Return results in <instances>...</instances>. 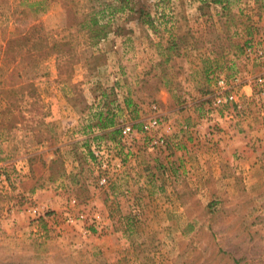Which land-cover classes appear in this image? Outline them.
Wrapping results in <instances>:
<instances>
[{"label": "rangeland", "instance_id": "1", "mask_svg": "<svg viewBox=\"0 0 264 264\" xmlns=\"http://www.w3.org/2000/svg\"><path fill=\"white\" fill-rule=\"evenodd\" d=\"M30 1L0 0V89L59 85L68 125L0 116V264H264V2L124 0L97 40L87 13L123 2ZM27 31L69 48L26 51ZM99 108L118 142L91 139Z\"/></svg>", "mask_w": 264, "mask_h": 264}, {"label": "trees", "instance_id": "2", "mask_svg": "<svg viewBox=\"0 0 264 264\" xmlns=\"http://www.w3.org/2000/svg\"><path fill=\"white\" fill-rule=\"evenodd\" d=\"M72 4L75 5L74 1L70 0ZM120 2H123L120 5H113L112 3L108 5V3H105L104 1L99 2V6L96 11H92V13H87L90 17L89 22L87 24V31L89 32L90 36L93 38H96L97 40L106 38L108 32H109V21H101L104 17L109 16V11L107 12V9L111 12H117L118 10H125V4L124 0H119ZM208 3L212 4H218L221 5L224 8L227 7V4L229 3V0H203ZM264 2V0H262ZM26 2V1H25ZM28 2V1H27ZM90 2V0H89ZM48 0H35L33 2L30 1L29 6L33 8L37 16L39 14H43L48 10ZM93 8V7H92ZM110 12V13H111ZM35 14V15H36ZM93 14V17H92ZM37 19V18H35ZM37 23V22H36ZM36 23L32 25V28L37 27ZM40 26V23H37ZM152 24V21H151ZM63 49L69 48V43L66 41L65 43H62ZM61 43L59 40H54L50 42L46 36L39 35L34 36L32 32H25L19 37L18 39V47L23 48L26 51H37L40 53H43V55L49 56L52 53H60L63 49L61 48ZM171 48V47H170ZM23 97L26 98H33L35 101H38L41 105L42 111L40 113L33 112V110L27 108V102L24 100ZM41 94L37 89V86L35 83H26L23 85H19L16 87L11 88H2L0 89V103H2V107H0V116L7 118V120L10 122V124L14 128H18V126L25 125V129L27 131H32L33 126L30 125L34 119H37L38 114H41L39 118L37 119L39 125H45L46 129L48 131H52V125L53 121L48 120V117L50 115L49 107L47 104H45L43 101H41ZM126 105L128 106L130 104V101H125ZM25 103V107H24ZM34 101L32 100L29 104L30 107H33ZM20 114L22 116L21 119L18 121H12L13 118L20 117ZM19 124V125H18ZM18 125V126H17ZM113 127V129H109V139L119 141L121 137V129L116 126V123L114 122L112 117H109V127ZM6 148H8V144H6ZM4 149H0V152L4 153Z\"/></svg>", "mask_w": 264, "mask_h": 264}, {"label": "crops", "instance_id": "3", "mask_svg": "<svg viewBox=\"0 0 264 264\" xmlns=\"http://www.w3.org/2000/svg\"><path fill=\"white\" fill-rule=\"evenodd\" d=\"M46 62H48L49 60H45ZM42 79V78H41ZM44 79V77H43ZM46 79V78H45ZM34 81L38 82V79H29L27 80L26 82H33L35 83ZM43 82V81H42ZM36 84V83H35ZM41 84V83H40ZM44 84V83H42ZM247 85L244 84V89ZM55 92V95L53 94L51 96V93L50 94H44V92H42L41 96L43 98H45V100L50 104L49 106V111H50V115L48 117V120H57V124L58 125H63V128H64V125H68L65 123V120L67 121V118L65 116L66 112L64 110V105H59V106H56L54 105V97H57V103H59V99H62L63 98V93H61V90H60V86L57 85V88L54 90ZM237 96L235 97V99L237 100ZM52 99V100H51ZM51 101V102H50ZM229 115H232V114H229ZM84 119H85V123L84 125L86 130L90 132H92L93 137L91 139H95L96 142H97V139H103L105 140V144L109 145V129H113V127H109V109L106 111H104L103 109H95V110H89L88 113H85L84 115ZM72 118L73 117H70V121L69 122H72ZM76 121H73L72 122V125L74 124L75 125ZM70 125V124H69ZM81 125V124H79ZM138 125H141V123H139ZM91 134V135H92ZM85 141H89L88 137L86 138L85 137ZM94 143V142H93ZM96 144H99L98 142Z\"/></svg>", "mask_w": 264, "mask_h": 264}, {"label": "built area", "instance_id": "4", "mask_svg": "<svg viewBox=\"0 0 264 264\" xmlns=\"http://www.w3.org/2000/svg\"><path fill=\"white\" fill-rule=\"evenodd\" d=\"M258 52L261 53L262 51H258ZM262 82H264V80L262 78H258L257 79V83L258 84L262 85ZM217 83L223 89L226 86V81H225L224 77H219L217 79ZM261 89H262L261 92L264 95V87H262ZM235 97L236 96L234 94H228V95H224V96H220L219 95V96L216 97V102L217 103H221V102L224 103V102H227V101L236 100ZM159 121L160 120L157 117H152L149 120H147L145 123L142 124V129L144 131H148V130L156 127L159 124ZM132 133H133V128L130 125H126V126L122 127V134L125 137L126 136L128 137V136L132 135ZM161 141H162V139L158 140V142H161ZM153 142L156 143L157 141L154 140Z\"/></svg>", "mask_w": 264, "mask_h": 264}]
</instances>
